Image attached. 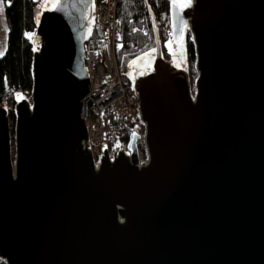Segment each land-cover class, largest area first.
I'll list each match as a JSON object with an SVG mask.
<instances>
[{
  "label": "water",
  "instance_id": "1",
  "mask_svg": "<svg viewBox=\"0 0 264 264\" xmlns=\"http://www.w3.org/2000/svg\"><path fill=\"white\" fill-rule=\"evenodd\" d=\"M144 3L154 45L128 63L147 155L137 166L135 132L130 157L103 146L94 163L88 147L94 0L42 2L12 128L0 105L5 264H264V0H169L168 61Z\"/></svg>",
  "mask_w": 264,
  "mask_h": 264
},
{
  "label": "built area",
  "instance_id": "2",
  "mask_svg": "<svg viewBox=\"0 0 264 264\" xmlns=\"http://www.w3.org/2000/svg\"><path fill=\"white\" fill-rule=\"evenodd\" d=\"M117 0H94V17L92 33L84 43L83 65L86 67L88 85L87 92L80 100L82 119L87 129V143L94 163L102 154L105 139L120 132L128 137V153L132 133L138 137L134 140L137 163L147 159L144 141V127L138 118V101L128 77L123 76L117 64L116 54L122 46L120 25L116 16ZM166 43L167 54L163 59L168 61L173 50L178 49L172 43L170 28L162 32ZM187 69V62H186ZM7 110H12L15 101H8ZM109 122L118 128L113 129ZM109 125L107 128L106 125ZM119 145L107 149L109 157L117 152Z\"/></svg>",
  "mask_w": 264,
  "mask_h": 264
},
{
  "label": "trees",
  "instance_id": "3",
  "mask_svg": "<svg viewBox=\"0 0 264 264\" xmlns=\"http://www.w3.org/2000/svg\"><path fill=\"white\" fill-rule=\"evenodd\" d=\"M44 0H6L5 16L8 23L6 50L0 55V105L8 101L14 102L15 96H29L31 89V60L33 46L25 36L33 32L39 8ZM155 13V25L161 41L162 55L165 57L166 41L163 35L169 26V0H148ZM117 20L120 25L121 48L116 59L120 72L128 77V63L137 55L153 48V38L144 0H117ZM181 55L187 62L190 83L195 77L194 47L190 35L186 33L184 48ZM12 128L13 111H8ZM113 129L117 126L112 122ZM107 128L109 125H106ZM128 137L120 132L105 139L107 149L114 145H127ZM0 264H5L0 260Z\"/></svg>",
  "mask_w": 264,
  "mask_h": 264
},
{
  "label": "rangeland",
  "instance_id": "4",
  "mask_svg": "<svg viewBox=\"0 0 264 264\" xmlns=\"http://www.w3.org/2000/svg\"><path fill=\"white\" fill-rule=\"evenodd\" d=\"M5 2H6V0H3L4 7H5ZM4 7H3V13L0 14V52H4V50L6 48L7 33H8V23H7V19H6V16H5ZM5 26L7 27V31H5ZM26 34H31V39H29ZM25 36L31 42L32 46H35V43H34V41L32 39V32L25 33ZM166 45L169 47V43L168 42L166 43ZM190 85H191V89H192L193 82L190 83ZM5 107L7 108V104H5ZM124 148H127V146L124 145Z\"/></svg>",
  "mask_w": 264,
  "mask_h": 264
},
{
  "label": "snow or ice",
  "instance_id": "5",
  "mask_svg": "<svg viewBox=\"0 0 264 264\" xmlns=\"http://www.w3.org/2000/svg\"><path fill=\"white\" fill-rule=\"evenodd\" d=\"M54 2V0H53ZM173 4L178 7V8H183V7H187L190 6L191 4V0H173ZM45 7H47V4L44 5ZM3 0H0V14L3 13ZM37 22H39V17L37 16ZM5 31H7V27L5 26ZM28 36L29 39H31V34H26ZM182 47V45H181ZM6 50V48H5ZM0 55H3V52H0ZM179 66V65H177Z\"/></svg>",
  "mask_w": 264,
  "mask_h": 264
}]
</instances>
